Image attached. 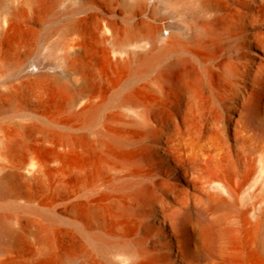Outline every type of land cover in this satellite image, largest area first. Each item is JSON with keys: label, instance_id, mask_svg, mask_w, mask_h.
<instances>
[{"label": "bare ground", "instance_id": "6f19581e", "mask_svg": "<svg viewBox=\"0 0 264 264\" xmlns=\"http://www.w3.org/2000/svg\"><path fill=\"white\" fill-rule=\"evenodd\" d=\"M86 9L20 68L0 264H264V0Z\"/></svg>", "mask_w": 264, "mask_h": 264}, {"label": "rangeland", "instance_id": "374dc122", "mask_svg": "<svg viewBox=\"0 0 264 264\" xmlns=\"http://www.w3.org/2000/svg\"><path fill=\"white\" fill-rule=\"evenodd\" d=\"M69 1L0 0V182L6 174L12 176L9 180L12 196L17 195V170L8 159L14 158L16 151H6L3 128L10 129L11 141H14V130L21 121L17 117L18 87L29 72L20 68L30 58L40 34L54 23L78 20L90 12L89 9L78 10L72 16H66ZM30 71H35V68ZM9 117L13 118L7 120ZM24 174L28 176V172ZM8 215L7 208L0 207V219L5 220Z\"/></svg>", "mask_w": 264, "mask_h": 264}]
</instances>
